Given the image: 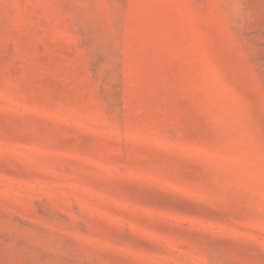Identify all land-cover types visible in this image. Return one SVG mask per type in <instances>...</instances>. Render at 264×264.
<instances>
[{
    "label": "rangeland",
    "instance_id": "obj_1",
    "mask_svg": "<svg viewBox=\"0 0 264 264\" xmlns=\"http://www.w3.org/2000/svg\"><path fill=\"white\" fill-rule=\"evenodd\" d=\"M0 264H264V0H0Z\"/></svg>",
    "mask_w": 264,
    "mask_h": 264
}]
</instances>
